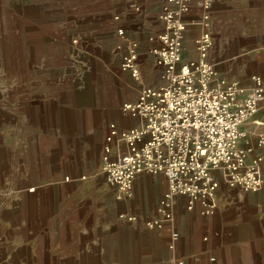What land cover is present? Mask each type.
I'll use <instances>...</instances> for the list:
<instances>
[{
  "label": "crops",
  "instance_id": "0c3cea01",
  "mask_svg": "<svg viewBox=\"0 0 264 264\" xmlns=\"http://www.w3.org/2000/svg\"><path fill=\"white\" fill-rule=\"evenodd\" d=\"M66 2L61 26L37 21L15 33L26 47L12 55L16 76L0 91V136L15 137L12 150L0 147V163L12 162L21 184H38L23 191L17 211L52 209L50 219H61L38 229L49 262L130 264L129 222L121 217L129 205L96 207L87 197L109 185L99 159L111 126L126 130L123 0ZM10 6L0 0V20L16 19Z\"/></svg>",
  "mask_w": 264,
  "mask_h": 264
},
{
  "label": "rangeland",
  "instance_id": "374dc122",
  "mask_svg": "<svg viewBox=\"0 0 264 264\" xmlns=\"http://www.w3.org/2000/svg\"><path fill=\"white\" fill-rule=\"evenodd\" d=\"M66 1L10 0V7H12L16 19H8V15L5 14L4 21L0 20V91H8L10 87L8 82L15 79V69L10 67L12 55L22 52L26 47V44L15 33H21L26 23L32 25L37 21L59 23L61 26L63 22H67L69 15L70 5ZM10 23L13 24L10 25ZM58 28L59 26L56 27L57 30H59ZM10 32H13L16 39L9 36ZM12 132L4 137L0 136V147L8 145L7 147L12 150L11 145L15 140L14 135L11 136ZM9 160H12L11 155ZM99 160L101 166V159ZM4 165L5 169L2 168L3 163H0V264H69L70 262L65 261V258L59 262H49L52 257H47L45 254L47 251L39 244L46 240L43 237L40 240V235L37 236L38 229L41 231L44 228H50V226L53 228L61 222V219H50L51 217L48 215L52 209L17 211L23 191L25 189L36 190L38 184H21L17 181L19 177L14 164L5 162ZM86 180L90 181L88 178ZM87 197L97 203L96 207L116 206V202L128 205V194L117 193L110 184H107L101 193L95 191V193H89ZM58 198L56 205L62 208L64 198L61 195ZM128 218L127 214L126 219ZM127 222L129 221L127 220ZM34 228L37 231L35 233ZM86 263L88 264V261Z\"/></svg>",
  "mask_w": 264,
  "mask_h": 264
},
{
  "label": "built area",
  "instance_id": "2783aa9c",
  "mask_svg": "<svg viewBox=\"0 0 264 264\" xmlns=\"http://www.w3.org/2000/svg\"><path fill=\"white\" fill-rule=\"evenodd\" d=\"M123 34V29H119ZM77 41H74L76 44ZM124 56V55H123ZM121 69L125 72L124 57ZM122 109L126 111V103ZM101 156V169L107 182L113 186L117 193L128 194V170H127V136L126 130H119L114 125L106 137ZM126 218V215H121ZM129 220V218H128Z\"/></svg>",
  "mask_w": 264,
  "mask_h": 264
}]
</instances>
